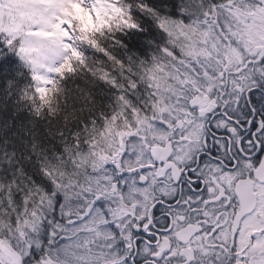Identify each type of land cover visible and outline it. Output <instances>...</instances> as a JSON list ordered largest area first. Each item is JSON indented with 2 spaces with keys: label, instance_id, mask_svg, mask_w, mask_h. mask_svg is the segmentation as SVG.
Listing matches in <instances>:
<instances>
[{
  "label": "snow or ice",
  "instance_id": "obj_1",
  "mask_svg": "<svg viewBox=\"0 0 264 264\" xmlns=\"http://www.w3.org/2000/svg\"><path fill=\"white\" fill-rule=\"evenodd\" d=\"M0 264H264V0H0Z\"/></svg>",
  "mask_w": 264,
  "mask_h": 264
}]
</instances>
